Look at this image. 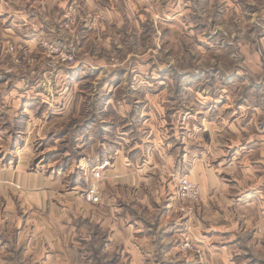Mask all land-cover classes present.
Listing matches in <instances>:
<instances>
[{
  "label": "crops",
  "instance_id": "0c3cea01",
  "mask_svg": "<svg viewBox=\"0 0 264 264\" xmlns=\"http://www.w3.org/2000/svg\"><path fill=\"white\" fill-rule=\"evenodd\" d=\"M213 1L142 3L145 12L154 6L166 12L174 8L175 18L191 27L195 21L220 26L225 14L207 18L199 13L218 9ZM66 2L1 0L0 17H6L0 20V42L11 26H18L17 37L29 49L26 57L41 58L37 32L56 26L60 6ZM87 4L104 10L101 0H87ZM232 4L238 7L241 2ZM113 14L109 12L111 18ZM95 24L98 27V21ZM7 72L0 78V108L22 109L27 126L24 131L3 128L0 118V264H264V148L252 147L253 140H249L254 137L246 135L249 126L242 122L243 115L229 121L224 116L221 123L216 121L218 127L212 121L202 132L188 127L185 131L182 122H187L188 114L178 110L171 114L177 100L168 97L164 87L149 94L151 84L129 86L128 99L116 105L113 98L95 101L94 110L79 116V120L85 118L84 143L76 156L79 163L72 166L83 175H79V189L74 190L69 185L73 179L55 167L61 158L35 163L33 147V140L47 137L57 122L72 121L68 115L72 104L63 93L72 81L67 80L71 71ZM109 104L120 109L119 117H102ZM136 107L141 108L142 123L121 131L117 123L133 124ZM40 109L46 114L29 113L38 114ZM7 120L12 125L14 116ZM32 124L34 128L28 131ZM169 125H174L170 129L175 132L169 131ZM100 133L104 143H96L94 149L89 145L94 138L99 140ZM201 138L208 142L203 148ZM229 140L239 141L226 147L223 142ZM209 155L217 158L209 160ZM105 160L110 164L107 178L99 181L101 200L87 202L83 192L93 180L91 173ZM183 173L200 184L202 201L195 215L182 219L180 209L186 203L179 198L176 184ZM184 229L191 232L199 255L182 250Z\"/></svg>",
  "mask_w": 264,
  "mask_h": 264
},
{
  "label": "rangeland",
  "instance_id": "374dc122",
  "mask_svg": "<svg viewBox=\"0 0 264 264\" xmlns=\"http://www.w3.org/2000/svg\"><path fill=\"white\" fill-rule=\"evenodd\" d=\"M101 1L103 11L94 5L89 6L87 0H67L64 6L57 5L61 13L56 26L49 27L46 32H37L41 58L26 57L29 49L27 43L17 37L18 26H11L12 31L8 30L7 38L0 42V78L11 69H36L40 74L42 71V75L60 69L71 71L67 80L72 81L63 93L66 94L64 98H68L72 104L68 114L72 121L57 122L47 137L33 140L37 153L35 163L61 158L60 164L55 167L73 179L69 185L78 190L79 175H83V172L80 173L72 165L79 163L76 156L84 143L82 133L85 118L79 120V116L87 109L94 110L95 101L104 103L113 98L116 105V101L127 100L128 87L139 84H151L152 93L149 94L152 95L163 87L167 88L168 97L173 96L177 100L171 114L177 110L188 114L187 122H182L183 130L186 131L188 127L189 131L200 129L202 132L206 125L209 128L212 121L218 127L216 121L221 123L222 117L227 116L226 120L229 121L241 114L242 122L249 126L246 135L254 137L249 140H253L254 145H250L264 148V11H261L262 8L264 10V0H240L238 7L232 4L236 0H224L222 5L219 0H214L218 9L205 8L199 13L207 18L225 14L224 24L220 21V26H215L217 22L208 23L205 20L209 25L195 21L193 27L175 18L177 13L172 6L169 7L173 9L167 12L159 10V6L145 12L143 0ZM109 12L117 14V17L113 14L111 18ZM1 15L0 20L6 17L5 14ZM95 21H98V27ZM10 45L15 48L10 49ZM62 52L70 55L71 59L63 60L60 56ZM14 84L10 82L9 85ZM29 105H32L31 102ZM227 105H231L230 108L226 109ZM42 110L38 114L29 113L42 116L46 114ZM118 110L109 104L102 117H119ZM140 110V107H136L133 124L125 126V121L116 126L121 131L136 129L143 121V118H138ZM13 116V124L10 125L7 117ZM26 116L20 108H0L3 128L24 131L27 124L23 118ZM34 126L30 125L28 131ZM106 126L111 132V124ZM168 127L170 129L174 125ZM169 131L175 132V128ZM91 132L98 136L96 130ZM107 139L109 143L110 134ZM204 139L201 138V148L208 145ZM101 141L103 137L100 133L99 140L94 138L89 146L95 149L96 143L100 144ZM238 141L229 140L223 144L229 147ZM172 146L175 147L174 144ZM53 147H56L55 150ZM49 148L53 150L49 152ZM66 152L68 155L64 157ZM206 158L210 160L217 156L209 155ZM71 167L75 170L72 171ZM183 174L193 179L189 173ZM91 175L93 182V173ZM263 213L264 208V219ZM188 232L195 249H183L182 246V250L199 255L197 243ZM182 237L184 242L183 234Z\"/></svg>",
  "mask_w": 264,
  "mask_h": 264
},
{
  "label": "built area",
  "instance_id": "2783aa9c",
  "mask_svg": "<svg viewBox=\"0 0 264 264\" xmlns=\"http://www.w3.org/2000/svg\"><path fill=\"white\" fill-rule=\"evenodd\" d=\"M10 49H14L13 45H10ZM55 53V52H50ZM63 60L71 59L70 55H64L60 53ZM110 164V160L103 161L96 170L93 172L94 181L90 184L87 190L83 193L84 199L87 202L96 203L101 200L99 181L107 178L106 168ZM176 189L178 191L179 198L184 201L183 207H181V212L183 213L181 218L192 217L196 214L198 206L202 200V188L200 184L191 179L188 175H180L177 180ZM264 214V213H263ZM184 242L182 244L183 249H195V245L190 237L188 230L184 229L182 232Z\"/></svg>",
  "mask_w": 264,
  "mask_h": 264
}]
</instances>
